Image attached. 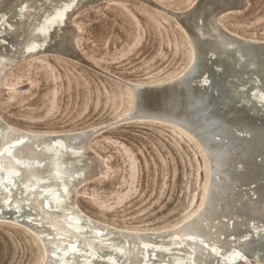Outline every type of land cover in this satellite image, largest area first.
I'll use <instances>...</instances> for the list:
<instances>
[{
    "label": "bare ground",
    "instance_id": "1",
    "mask_svg": "<svg viewBox=\"0 0 264 264\" xmlns=\"http://www.w3.org/2000/svg\"><path fill=\"white\" fill-rule=\"evenodd\" d=\"M114 1L0 0V99L13 89L7 76L23 62L50 55L89 63L76 44L74 19ZM135 1L174 19L189 44L188 63L164 79L124 80L130 107L101 126L34 130L0 116V222L34 235L40 264H264V38L222 22L247 11L248 0H192L183 9ZM234 60L239 64L227 70L226 61ZM249 68L259 74L246 89L236 76ZM133 122L173 125L205 158L201 203L170 226L120 227L90 215L76 199L85 184L107 175L93 137Z\"/></svg>",
    "mask_w": 264,
    "mask_h": 264
},
{
    "label": "rangeland",
    "instance_id": "2",
    "mask_svg": "<svg viewBox=\"0 0 264 264\" xmlns=\"http://www.w3.org/2000/svg\"><path fill=\"white\" fill-rule=\"evenodd\" d=\"M155 1L183 9L192 0ZM74 21L76 44L89 63L45 55L19 64L6 79L13 89L0 99L4 119L34 130L111 123L131 104L124 80L164 79L189 61L187 38L159 7L117 0L82 10ZM222 22L241 34L264 38V0H248L247 11ZM169 126L133 122L95 135L92 146L104 158L107 175L80 189L79 206L105 222L139 229L167 227L196 210L207 164L197 143ZM41 259L34 235L0 222V264H40Z\"/></svg>",
    "mask_w": 264,
    "mask_h": 264
},
{
    "label": "water",
    "instance_id": "3",
    "mask_svg": "<svg viewBox=\"0 0 264 264\" xmlns=\"http://www.w3.org/2000/svg\"><path fill=\"white\" fill-rule=\"evenodd\" d=\"M89 5V4H88ZM196 21H197V19H195ZM196 23H198V22H196ZM236 48H238V47H236ZM239 49V48H238ZM263 50V52L262 53H264V48L262 49ZM243 51V50H242ZM71 57V56H70ZM212 59H213V57H211ZM211 59V60H212ZM241 59L242 60H244V57H243V55H241ZM241 59H238V60H241ZM238 60H234L233 62H231V61H226V63H225V67H226V69L227 70H229L230 69V66H232V64H233V67L235 68V66H237L239 63L237 62ZM213 61V60H212ZM263 61H264V55H263ZM261 65H263V67H261L262 69H260V76H263L264 77V63H261ZM215 65H212L211 64V66L209 67V69H213V67H214ZM216 67V66H215ZM256 71V70H255ZM255 71L253 70V69H250L249 68V74H247V75H245L244 77H238V76H236V78L241 82V83H243L246 87V89H250L253 85L251 84V87H250V84H247V83H249L248 81H253V82H255V79H254V76H256V73H255ZM258 74H259V71H256ZM264 82H262V84H263ZM253 88V87H252ZM260 88H261V86H260ZM252 90V89H251ZM260 91H261V89H260ZM263 97H261L260 96V105L261 104H263L264 105V99H262ZM257 100V99H256Z\"/></svg>",
    "mask_w": 264,
    "mask_h": 264
}]
</instances>
